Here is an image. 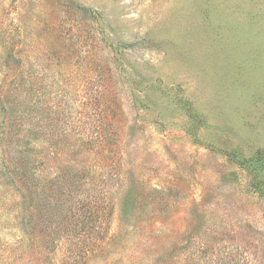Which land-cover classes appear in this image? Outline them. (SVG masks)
I'll use <instances>...</instances> for the list:
<instances>
[{
	"label": "rangeland",
	"instance_id": "1",
	"mask_svg": "<svg viewBox=\"0 0 264 264\" xmlns=\"http://www.w3.org/2000/svg\"><path fill=\"white\" fill-rule=\"evenodd\" d=\"M258 153L264 0H0V264H264Z\"/></svg>",
	"mask_w": 264,
	"mask_h": 264
},
{
	"label": "trees",
	"instance_id": "2",
	"mask_svg": "<svg viewBox=\"0 0 264 264\" xmlns=\"http://www.w3.org/2000/svg\"><path fill=\"white\" fill-rule=\"evenodd\" d=\"M242 166L246 167L248 169V167H250L251 169L253 167L256 166H263L264 165V155H262L261 153H258L252 157H250V159L244 160L240 163ZM255 175H254V189L258 190V192L262 193L264 195V179H262V175L261 177L259 176V172H257L256 170L252 171Z\"/></svg>",
	"mask_w": 264,
	"mask_h": 264
}]
</instances>
